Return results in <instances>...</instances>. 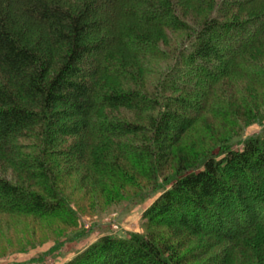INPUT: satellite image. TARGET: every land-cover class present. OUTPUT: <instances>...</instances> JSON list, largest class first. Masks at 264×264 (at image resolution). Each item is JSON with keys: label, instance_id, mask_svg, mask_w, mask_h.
<instances>
[{"label": "trees", "instance_id": "1", "mask_svg": "<svg viewBox=\"0 0 264 264\" xmlns=\"http://www.w3.org/2000/svg\"><path fill=\"white\" fill-rule=\"evenodd\" d=\"M262 56L264 0H0V212L64 218L74 175L108 198L131 171L145 187L127 207L160 192L144 233L68 264H193L216 246L203 264H264V131L184 142L206 115L238 120L218 87L264 88Z\"/></svg>", "mask_w": 264, "mask_h": 264}, {"label": "rangeland", "instance_id": "2", "mask_svg": "<svg viewBox=\"0 0 264 264\" xmlns=\"http://www.w3.org/2000/svg\"><path fill=\"white\" fill-rule=\"evenodd\" d=\"M171 35L172 33L167 35V41ZM150 61L156 67L161 64L169 65L156 59H148L147 62ZM257 62L264 71V56L258 58ZM149 66L152 65L149 63ZM218 88L220 94L216 98L221 101L228 98L230 107L237 114L239 113L238 120L236 118L234 120L232 112L230 114L227 110L225 117H223L224 111L215 115L205 114L206 120L194 127L193 132L185 138L186 144L202 137L213 126L217 127L221 124L224 132L233 138L245 139L264 131V125L257 120L259 117L264 118V88L255 86L242 75H235ZM208 107H212L211 102L208 103ZM224 120L228 121L229 125L224 123ZM134 174L129 172L133 177L132 185L121 180L119 182L116 178L112 179L115 184L111 185L112 192L108 198L103 197L99 185H94V192L89 194L87 185L94 182H89L88 178L81 179L82 174L74 175L68 181V188L64 190L70 197L72 213L69 212L64 218L0 212V264H68L80 252L106 234L126 236L144 233L143 213L160 192L154 193L134 207H127L130 198L139 194L145 184L144 180ZM75 212L79 215L77 226L73 222ZM161 232L168 233L166 230ZM206 240L204 236L191 239L186 252L197 249L201 242ZM211 249L207 256L193 260V264L211 262L212 258L223 252L220 246ZM226 263L241 264V261L238 262L236 259Z\"/></svg>", "mask_w": 264, "mask_h": 264}]
</instances>
